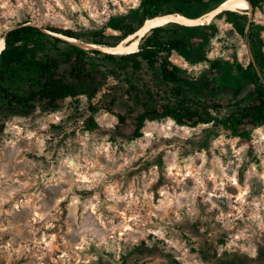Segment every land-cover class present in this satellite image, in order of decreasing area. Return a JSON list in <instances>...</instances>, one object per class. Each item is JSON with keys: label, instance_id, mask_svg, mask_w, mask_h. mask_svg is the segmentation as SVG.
Returning a JSON list of instances; mask_svg holds the SVG:
<instances>
[{"label": "rangeland", "instance_id": "374dc122", "mask_svg": "<svg viewBox=\"0 0 264 264\" xmlns=\"http://www.w3.org/2000/svg\"><path fill=\"white\" fill-rule=\"evenodd\" d=\"M140 1L0 0V36L28 20L88 37ZM239 13L264 25V6ZM214 22L206 50L222 61L216 74L236 60L246 66V40L226 15ZM170 59L211 84L208 63ZM108 76L99 95L123 92ZM217 94L223 115L231 96ZM88 106L67 98L0 127V264H264V126L243 140L168 117L134 137L104 110L88 129Z\"/></svg>", "mask_w": 264, "mask_h": 264}, {"label": "trees", "instance_id": "16d2710c", "mask_svg": "<svg viewBox=\"0 0 264 264\" xmlns=\"http://www.w3.org/2000/svg\"><path fill=\"white\" fill-rule=\"evenodd\" d=\"M224 0H141L126 13L111 16L105 26L88 37L70 28L42 27L28 20L6 31L5 47L0 53V127L16 116L30 113L39 106L55 111L67 98L88 101V129L99 127L95 114L104 110L117 117L118 127H129L134 137L143 135L148 120L172 118L180 126L211 124L243 140H251L253 131L264 126V25L248 14L225 10L226 15L249 45L252 60L245 66L238 60L228 63L217 75L222 61L210 59L206 46L216 23L194 26L176 22L155 27L131 53L112 54L99 49H86L59 35L82 42L116 46L135 33L148 18L166 13H182L199 17L217 8ZM252 7L264 6V0H248ZM111 28L117 35L107 36ZM56 33V34H54ZM178 53L190 64L206 62L212 72L211 84L170 59ZM110 69V72H108ZM123 85L104 92L108 74ZM213 96L201 97L206 90ZM230 94L229 109L219 115L225 105L216 100L217 93ZM149 250V248H148ZM210 251L204 248L203 253Z\"/></svg>", "mask_w": 264, "mask_h": 264}, {"label": "bare ground", "instance_id": "6f19581e", "mask_svg": "<svg viewBox=\"0 0 264 264\" xmlns=\"http://www.w3.org/2000/svg\"><path fill=\"white\" fill-rule=\"evenodd\" d=\"M231 10L236 12H248L251 10V4L248 0H226L221 3L217 8L206 12L205 14L199 16L198 18H191L182 13L179 14H162L159 16H155L152 18H148L146 22L141 26L135 33L130 34L126 37L122 42L117 44L116 46H108V45H98L92 43H80V41L73 37H67L62 34H56L71 40V42L83 46L84 48H97L103 50L105 52H109L112 54H124L131 53L137 51L139 49V40L143 38L147 33H149L153 28L164 26L170 22H177L182 25L194 26L198 24L208 23L215 19V16L219 14V12ZM251 14V13H250ZM136 39L137 37H139ZM5 47V38L4 35L0 36V53Z\"/></svg>", "mask_w": 264, "mask_h": 264}, {"label": "water", "instance_id": "95a60500", "mask_svg": "<svg viewBox=\"0 0 264 264\" xmlns=\"http://www.w3.org/2000/svg\"><path fill=\"white\" fill-rule=\"evenodd\" d=\"M224 1H226V0H224ZM223 1V2H224ZM220 13V12H219ZM170 14H175V13H170ZM176 14H179V13H176ZM191 18H198V17H191ZM215 18H216V16H215ZM147 20V19H146ZM146 20L144 21V22H146ZM213 21V20H212ZM177 23V22H176ZM208 23H210V22H208ZM208 23H203V24H208ZM144 24V23H143ZM180 24V23H179ZM143 26V25H142ZM5 34H6V32H5ZM5 34H4V38H5ZM59 37H61V38H63V39H65V40H67V41H70L71 42V40H69V39H67V38H64V37H62V36H59ZM138 38H140V36L139 37H137L136 39H138ZM141 39L142 38H140V40H139V44H140V42H141ZM80 41V40H79ZM80 43H84V44H86V42H82V41H80ZM92 44H95V43H92ZM83 47V46H82ZM87 49H97V48H87ZM100 50V49H99ZM101 51H103V50H101ZM103 52H105V51H103ZM106 53H109V52H106Z\"/></svg>", "mask_w": 264, "mask_h": 264}]
</instances>
